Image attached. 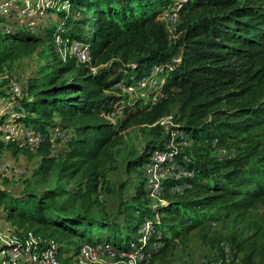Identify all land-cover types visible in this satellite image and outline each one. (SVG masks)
<instances>
[{"label":"trees","instance_id":"16d2710c","mask_svg":"<svg viewBox=\"0 0 264 264\" xmlns=\"http://www.w3.org/2000/svg\"><path fill=\"white\" fill-rule=\"evenodd\" d=\"M70 2L75 10L82 8L83 14L74 18L64 11H54L58 18L45 17L41 22L39 29L44 35L14 21L15 26L0 31V71L16 58L15 50L29 44L46 42L52 57L37 76L28 79L23 98L16 99L9 110L0 108V123L11 120L41 135L36 146L41 156L38 171L46 174L55 169L59 176L66 172L81 180L73 191L59 182L20 194L0 187L2 214L8 219L16 218L21 225L37 224L33 232L59 242L61 251L78 250L81 240L107 241L124 247L132 237L130 232H138L145 218L152 221L153 227L146 249L155 242L162 244L151 261L170 258L177 240L193 233L219 243L221 233L207 223L222 218L211 206L224 202L229 210L245 211L264 198V166H248L236 159L219 160L211 155L215 140L225 144L264 125V99L218 108L234 95L244 94L246 90L239 91L237 87L256 71L257 58L264 52V0ZM173 3L186 17L206 9H215L217 14L188 24L182 38L172 44L161 14ZM1 20L7 18L0 17ZM58 33L69 40L88 42L91 66L98 67L97 71L74 56H61L55 42ZM140 49L143 51L137 55ZM131 58L135 61L130 62ZM155 65L164 67V90H180L181 114L174 129L188 132L194 140L189 159H182L193 175L180 180L190 185L184 195L177 197L164 191V201L155 203L142 180L136 194L122 204L125 223L121 225L76 208L74 203L91 200L100 179L105 177L100 171L101 158L119 134L116 124L106 115L121 106L124 126L143 117L150 122L157 120V112H144L148 105L142 99L107 92L119 80L130 84L131 77L142 79ZM10 96L0 90V103ZM56 128L67 131L65 139L53 135ZM62 140L67 148L57 156L53 154L54 145ZM164 140L148 142L143 152L129 161V169L138 170ZM3 149L16 153L23 146L12 137L8 142L0 139V151ZM232 243L236 252L244 253L243 264H257L256 247L248 238L234 234Z\"/></svg>","mask_w":264,"mask_h":264},{"label":"rangeland","instance_id":"374dc122","mask_svg":"<svg viewBox=\"0 0 264 264\" xmlns=\"http://www.w3.org/2000/svg\"><path fill=\"white\" fill-rule=\"evenodd\" d=\"M216 14L217 11L215 9L194 11L187 17L179 13V22L175 31H169L168 27H166L167 23H164L171 43L175 44L181 39L187 25L194 20L199 18L210 19ZM71 16L80 15L75 10V12L71 13ZM46 17L55 19L59 17V14L54 11H48ZM15 25L9 20H1L0 31L4 32L6 27L12 28ZM37 31H39L40 35H44L41 29ZM142 51L143 49L137 50V55L141 54ZM15 52L16 58L10 64L6 63L0 71V90L5 91L7 94H11L10 86L13 80L19 82L25 92L28 79L37 76L41 68L52 58L46 42L35 46L29 44L26 47L15 50ZM134 61L135 58L130 59V62ZM70 76L68 75L67 78H70ZM157 77L160 80L159 82L165 81V73H159ZM237 89L246 91L242 95H234L230 99L225 100L218 108H232L240 103L254 104L264 99V52L257 58L255 73L251 78L244 79ZM149 90L150 88L140 87L125 95L140 98L146 102L149 99L147 96ZM180 96L179 89H171L169 92L165 91V96L156 105L144 108V112L158 113L157 120L154 122L142 120L143 117L141 121L133 120L124 126V113H120V119L115 123L119 134L106 148L101 158L100 171L104 173L105 177L100 179L99 188L93 194L91 200L75 202L76 208L93 212L124 225L125 217L121 211L122 204L136 194V188L142 180L147 181L143 173L139 172L144 168L145 163L139 166L138 170H130L129 161L141 154L148 142L161 141L162 139L168 140L170 138L172 129L176 128L177 119L181 114ZM5 100H1V109L6 108L10 97ZM215 141L211 145V155L214 158L219 160L236 159L238 163L244 165L264 166V125L243 132L239 137L228 140L225 144ZM66 148L65 140L57 141L54 145L53 154L61 156ZM185 151L191 154V148L187 147ZM7 162L14 168H19L20 172L12 173L6 171L3 165ZM40 163L41 156L37 154L36 147L24 146L22 150L16 153L12 149L1 150L0 187L16 194L28 189L42 190L49 186H55L57 182L66 185L71 191L76 189V183L81 180L80 176L73 178L66 172L61 173L59 176L55 169L45 174L38 171ZM145 189L152 202L158 201V197L152 195L147 183ZM211 209L219 211L222 218L221 220L207 223V226L212 228V230L221 233L222 237L219 243L203 239L199 232L193 233L177 240L170 258H156L151 261V264H211L219 259L225 261L226 249L229 250L232 257L230 264H243L244 253L236 252V248L232 243L234 234H241L242 237L248 238V241L256 247L255 262L264 264V198L259 200L254 207L245 211L229 210L224 202H218L211 206ZM37 227V224L21 225L16 221V218L8 219L2 212L0 213V236L7 235L12 231H17L18 233L33 232V229ZM47 231L49 229H45V232ZM130 234L133 236L137 232H130ZM81 241L85 242V240ZM2 243L3 240L0 238V247Z\"/></svg>","mask_w":264,"mask_h":264},{"label":"built area","instance_id":"2783aa9c","mask_svg":"<svg viewBox=\"0 0 264 264\" xmlns=\"http://www.w3.org/2000/svg\"><path fill=\"white\" fill-rule=\"evenodd\" d=\"M179 5L173 3L165 8L161 14L163 23H167L169 31H175L179 22ZM48 11H64L67 15L75 9L70 0H0V17L14 21L16 24L24 25L33 31H37L42 20ZM79 15L83 14V9L76 10ZM38 28V29H37ZM8 30V27H6ZM57 49L61 56H74L81 64L90 65L96 72L98 67L91 66L92 53L88 42L80 39L69 40L60 33L55 36ZM164 67L155 65L151 72L142 79L131 77V83L127 84L124 80H119L108 93L115 92L125 95L140 87L150 88L147 93L149 99L144 102L148 107L156 105L164 96V82H159L157 75L163 73ZM162 84V85H161ZM11 96L6 106L7 110L15 105L16 99L26 95L19 85L13 80L10 86ZM125 90V91H124ZM130 97V96H129ZM133 98V97H130ZM123 112L121 106L109 112L106 117L114 124L119 121L120 113ZM53 135L65 139L67 131L56 128ZM14 137L21 146L36 147L40 143L41 135L26 126L13 123L11 120L0 123V139L8 142ZM217 142V141H215ZM194 145L192 136L181 129H172L171 136L164 140L160 148L155 149L145 162L141 173L147 179L145 184L149 186L152 195L158 200L164 201L161 194L167 191L173 196H182L185 189L190 185L181 182L184 177L192 176L190 171L183 163L182 159H189V149ZM4 168L9 172H20L19 168H14L10 163H5ZM168 184V186H166ZM0 204V213H1ZM157 218L159 215L157 214ZM153 230L152 221L145 218L141 223L136 235H133L128 244L124 247L112 244L107 241L97 243L83 242L78 250L61 251L60 244L54 239H44L34 232L18 233L12 231L7 235L0 236L3 240L0 247V264H150L154 251L162 246L161 242L153 243L146 249L145 245L148 236ZM232 257L226 249V258L215 260L211 264H230Z\"/></svg>","mask_w":264,"mask_h":264}]
</instances>
